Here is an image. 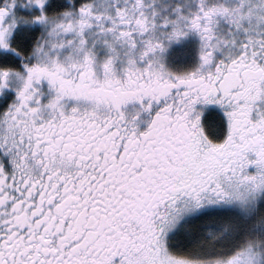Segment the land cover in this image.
Segmentation results:
<instances>
[{
    "label": "snow or ice",
    "instance_id": "6c2138e0",
    "mask_svg": "<svg viewBox=\"0 0 264 264\" xmlns=\"http://www.w3.org/2000/svg\"><path fill=\"white\" fill-rule=\"evenodd\" d=\"M0 264H264V0H0Z\"/></svg>",
    "mask_w": 264,
    "mask_h": 264
}]
</instances>
